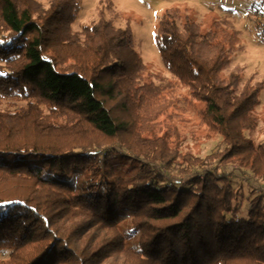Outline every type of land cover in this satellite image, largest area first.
Wrapping results in <instances>:
<instances>
[{"label": "trees", "instance_id": "trees-1", "mask_svg": "<svg viewBox=\"0 0 264 264\" xmlns=\"http://www.w3.org/2000/svg\"><path fill=\"white\" fill-rule=\"evenodd\" d=\"M82 2L0 0V264H264V141L247 135L264 80L227 73L239 32L165 10L168 79L105 10L74 31ZM192 118L219 140L205 158Z\"/></svg>", "mask_w": 264, "mask_h": 264}, {"label": "rangeland", "instance_id": "rangeland-1", "mask_svg": "<svg viewBox=\"0 0 264 264\" xmlns=\"http://www.w3.org/2000/svg\"><path fill=\"white\" fill-rule=\"evenodd\" d=\"M109 3H100V0H83L81 9L73 25L74 31H81L82 26L96 23L100 19L101 10H105L106 19L111 20L115 27L125 28L130 26L135 47L142 56L144 62L153 73H159L168 79L169 74L161 62L159 50L155 40V29L163 12L171 7L186 9L184 13L195 15L200 22L204 23L216 19L225 22L239 32V40L232 57L231 65L227 73L236 67L244 70V81L253 78L255 82L264 80V27L263 18L256 17L253 5L260 0H108ZM255 3V4H254ZM256 18V19H255ZM258 27V29H257ZM261 35V36H260ZM260 105L257 114L260 123L256 131L248 133L257 145L264 141V90L260 96ZM14 102L5 104L9 110L15 109ZM188 123L187 149L198 153L205 158L218 149V139L206 141L193 138V135L201 137L204 134L202 128H197V120L192 118ZM181 126V125H180ZM202 138V137H201ZM145 162V160H142ZM239 176L233 178L234 188L244 194L243 200L236 205L241 208L239 216L246 217L249 200L253 197L252 188L247 178ZM260 187L261 195L264 193V180L256 182ZM257 188V187H256ZM258 193V191H257ZM248 199V200H247Z\"/></svg>", "mask_w": 264, "mask_h": 264}, {"label": "built area", "instance_id": "built-area-1", "mask_svg": "<svg viewBox=\"0 0 264 264\" xmlns=\"http://www.w3.org/2000/svg\"><path fill=\"white\" fill-rule=\"evenodd\" d=\"M263 31H264V27L263 28H261Z\"/></svg>", "mask_w": 264, "mask_h": 264}]
</instances>
